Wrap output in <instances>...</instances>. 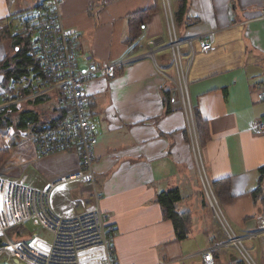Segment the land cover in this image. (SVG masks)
I'll list each match as a JSON object with an SVG mask.
<instances>
[{
    "label": "crops",
    "instance_id": "crops-1",
    "mask_svg": "<svg viewBox=\"0 0 264 264\" xmlns=\"http://www.w3.org/2000/svg\"><path fill=\"white\" fill-rule=\"evenodd\" d=\"M48 1L0 0V30ZM154 8L143 19L144 30L130 24L131 15ZM60 12L79 52L98 63L142 55L148 39L166 36L161 0H62ZM263 12L264 0H187L179 31L181 38L215 32L212 49H196L189 65V96L207 123L209 138L201 150L207 176L211 182L230 180L232 199L219 204L239 236L257 233L246 245L258 264H264V202L254 201L252 194L264 167V133L252 125L264 120V101L254 91L256 84L264 87ZM132 33H139L138 39L129 45ZM13 54L12 42L0 41V61ZM167 73L174 77L171 70ZM2 84L0 73V150L8 152L0 171L12 180H34L40 189L77 172L76 151L38 157L29 143L32 133L58 123L57 99L44 96L9 105ZM85 93L88 115L98 129L94 173L100 207L115 229L118 264H204L200 252L223 236L204 205L174 86L142 58L112 78L89 81ZM173 189L180 194L176 212L191 217L183 239L157 201L160 193ZM0 215V223L12 219L9 211ZM233 256V250L219 251L215 264H232Z\"/></svg>",
    "mask_w": 264,
    "mask_h": 264
},
{
    "label": "built area",
    "instance_id": "built-area-1",
    "mask_svg": "<svg viewBox=\"0 0 264 264\" xmlns=\"http://www.w3.org/2000/svg\"><path fill=\"white\" fill-rule=\"evenodd\" d=\"M61 5L62 0H49L30 13L7 22L12 33L31 36L33 58L40 71L12 80L6 95L9 105H21L44 96H53L60 107L68 108L69 112L56 125L44 126L32 133L29 143L38 157L76 151L80 169L41 189L27 177L12 180L0 175V193L13 221L0 235V238H4L0 246V264L2 261L14 264L15 259L23 264H118L113 245L115 229L109 214L100 207L102 197L94 173L98 129L87 112L85 85L98 77L112 78L120 68L142 58L150 59L156 71L174 86L186 117L190 147L205 200L225 234L224 240L200 252L203 263L215 264V253L232 248L244 264H258L245 244L257 233L239 236L233 230L212 188L202 156L200 161L197 157L200 147L187 74L196 49L201 52L212 49L215 32L179 37L170 1L161 0L166 36L148 39L145 42L146 52L142 55L98 63L91 54L79 52L74 38L64 27ZM140 29L144 30L145 25H141ZM161 59H164L163 64ZM170 70L174 77L167 73ZM263 88L260 84L254 87L261 102L264 101ZM252 129L264 133V120L255 122ZM73 183H82L90 188V203H85L83 199L79 204L72 201L69 209L58 211L54 196ZM60 185L64 187L54 188ZM76 205L83 207L80 212L74 210ZM28 222L51 235V240L48 242L33 235L29 240L13 242L6 236V230Z\"/></svg>",
    "mask_w": 264,
    "mask_h": 264
},
{
    "label": "trees",
    "instance_id": "trees-1",
    "mask_svg": "<svg viewBox=\"0 0 264 264\" xmlns=\"http://www.w3.org/2000/svg\"><path fill=\"white\" fill-rule=\"evenodd\" d=\"M173 16L175 20V26L177 34H179L180 28L182 27L184 21V15L186 12L187 0H174ZM154 8L147 13H137L129 17V22L131 25H136L138 30H141V25L143 24V19L147 18L151 11L156 10ZM139 33H132L128 41L129 45L134 44L138 39ZM180 37V35H178ZM11 41L12 46H14V54L12 56H6L2 61H0V73L3 76V88L7 91L9 84L12 80L18 79L22 76H30L33 73L39 72V67L36 60L33 58L34 45L31 39V36L24 34H15L10 31L6 25L3 29L0 30V41ZM169 112L170 110H166ZM69 109L66 107H59V120L62 116L67 114ZM193 116L196 125V131L198 136V141L200 148L202 150L205 143L208 141V128L206 121L199 118L196 111L193 109ZM2 115L0 114V125L2 122ZM7 149L0 150V168L3 165L7 157ZM260 179L256 185L255 190L253 191V200L260 198L264 202V167L260 169ZM212 188L216 194V197L219 203L226 199H232L230 194V180L228 178L221 179L211 182ZM89 194V198H90ZM204 205L208 208L207 202L205 200L203 191H202ZM180 200V194L177 189L169 190L167 192H162L158 195L157 201L162 208L163 216L166 220H171L174 225L175 231L179 239H183L187 233V225L190 223V214L189 212L177 213L175 210L176 203ZM17 228H23V225ZM16 242L26 240V238H12ZM30 238H27L29 240ZM2 240L0 239V246H2ZM232 264H244L239 257L233 261Z\"/></svg>",
    "mask_w": 264,
    "mask_h": 264
},
{
    "label": "rangeland",
    "instance_id": "rangeland-1",
    "mask_svg": "<svg viewBox=\"0 0 264 264\" xmlns=\"http://www.w3.org/2000/svg\"><path fill=\"white\" fill-rule=\"evenodd\" d=\"M169 1H170L171 10L173 12L174 11V0H169ZM51 97H53V96H51ZM48 100L51 101V100H53V98H49ZM44 108H46V107H44ZM193 118H194V116H193ZM194 125H195V120H194ZM195 129H196V125H195ZM196 134H197V131H196ZM197 139H198V136H197ZM198 143H199V141H198ZM199 147H200V144H199ZM201 156L202 155H201V148H200V154L197 153V157H198V160L199 161L201 159ZM205 169H206V167H205ZM196 173H197V171H196ZM0 175L3 176V177H5V178H9V176H7L2 171H0ZM197 176H198V174H197ZM63 178H65V177H63ZM57 180H59V179H56V181ZM198 180H199L200 187L202 189V185H201L199 176H198ZM29 181H32L35 184V181L34 180L29 179ZM44 184L46 185L48 183H44ZM37 188H39V187H37ZM97 188H98V186H97ZM90 191H91L90 188L88 186H86L85 184H82V183H80V184L79 183L69 184V185H67L65 187V189H64L63 192H61L59 190L56 193V195L54 196V205H55V207H56V209L58 211H64V209L65 210L66 209H69L70 206H68V205L72 201H76L79 204V202L81 201V199H83L85 203H90V198H89ZM82 208L83 207L81 205H76L74 207V210L77 211V212H80L82 210ZM208 210L211 213V215L213 216V218L216 220V222L218 224V227H219V230H220V233L223 236L222 240H224L225 239V234H224L223 229L221 228L220 224L218 223L217 219L214 216V213L212 212V210L209 207H208ZM5 211H9V210H5ZM6 222L11 223L12 221L9 220V219H7ZM0 225H1V223H0ZM21 225H23V228H17V227H20ZM21 225H18V226L13 227V228H11L9 230H6V232H5L6 236L10 240H12L13 242H16L15 240L12 239L13 237H16V239H18L20 237L21 238H26V240H27V238H31L33 235H36V236H38V237H40V238H42V239H44V240H46L48 242L51 240V235H49L47 232L43 231L41 228H39L37 226H33L30 222L25 223V224H21ZM0 239L2 240V243H3V241H4L3 239L4 238L1 237ZM229 250H233V249L232 248H227L224 251H229Z\"/></svg>",
    "mask_w": 264,
    "mask_h": 264
},
{
    "label": "bare ground",
    "instance_id": "bare-ground-1",
    "mask_svg": "<svg viewBox=\"0 0 264 264\" xmlns=\"http://www.w3.org/2000/svg\"><path fill=\"white\" fill-rule=\"evenodd\" d=\"M64 186H57V187H54V188H56V189H61V188H63ZM5 210H8V208H7V206L5 205V203H4V201H3V198H2V195H1V193H0V214L2 213V212H4ZM1 216V215H0ZM12 220V219H11ZM13 222V221H12ZM12 222L11 223H8V224H4V223H1V226H0V231H1V229H2V231L5 229V227H9L10 225H12ZM1 231V232H2Z\"/></svg>",
    "mask_w": 264,
    "mask_h": 264
},
{
    "label": "water",
    "instance_id": "water-1",
    "mask_svg": "<svg viewBox=\"0 0 264 264\" xmlns=\"http://www.w3.org/2000/svg\"><path fill=\"white\" fill-rule=\"evenodd\" d=\"M235 260H236V256H233V257L231 258V261H235ZM13 263H14V264H23V263L19 262L17 259H15V260L13 261ZM1 264H9V263H8L7 261H2Z\"/></svg>",
    "mask_w": 264,
    "mask_h": 264
}]
</instances>
